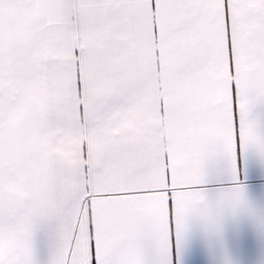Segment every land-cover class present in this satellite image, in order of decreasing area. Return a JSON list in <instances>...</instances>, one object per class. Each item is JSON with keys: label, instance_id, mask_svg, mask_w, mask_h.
<instances>
[{"label": "snow or ice", "instance_id": "snow-or-ice-1", "mask_svg": "<svg viewBox=\"0 0 264 264\" xmlns=\"http://www.w3.org/2000/svg\"><path fill=\"white\" fill-rule=\"evenodd\" d=\"M250 164L264 0H0V264H234Z\"/></svg>", "mask_w": 264, "mask_h": 264}, {"label": "crops", "instance_id": "crops-1", "mask_svg": "<svg viewBox=\"0 0 264 264\" xmlns=\"http://www.w3.org/2000/svg\"><path fill=\"white\" fill-rule=\"evenodd\" d=\"M245 183L250 198L264 205V173L250 164ZM224 246L234 264H264V235L248 218L228 221L224 230ZM185 264H211L204 242L196 237L185 254Z\"/></svg>", "mask_w": 264, "mask_h": 264}]
</instances>
